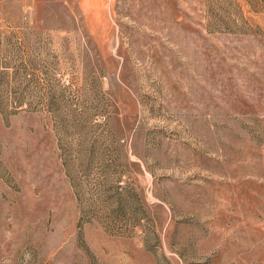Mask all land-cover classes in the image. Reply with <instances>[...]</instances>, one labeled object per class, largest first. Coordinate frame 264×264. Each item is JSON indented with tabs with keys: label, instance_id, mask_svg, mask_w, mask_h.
I'll return each instance as SVG.
<instances>
[{
	"label": "rangeland",
	"instance_id": "rangeland-1",
	"mask_svg": "<svg viewBox=\"0 0 264 264\" xmlns=\"http://www.w3.org/2000/svg\"><path fill=\"white\" fill-rule=\"evenodd\" d=\"M0 264H264V0H0Z\"/></svg>",
	"mask_w": 264,
	"mask_h": 264
}]
</instances>
